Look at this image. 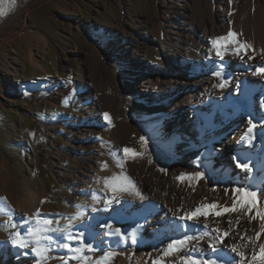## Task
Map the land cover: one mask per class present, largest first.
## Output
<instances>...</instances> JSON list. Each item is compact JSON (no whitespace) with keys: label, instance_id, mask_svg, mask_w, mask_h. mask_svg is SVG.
Wrapping results in <instances>:
<instances>
[{"label":"rangeland","instance_id":"374dc122","mask_svg":"<svg viewBox=\"0 0 264 264\" xmlns=\"http://www.w3.org/2000/svg\"><path fill=\"white\" fill-rule=\"evenodd\" d=\"M251 5L250 0H239L232 13ZM208 8V4L197 6L194 21L202 22ZM152 15L151 0H15L0 17V198L12 211L11 216L0 214V264H36L30 249L13 246L10 233L17 229L5 221L19 227L24 216L39 210L54 226L56 221L63 226L75 213V205L82 206L85 216L72 231H85L86 240L97 248L85 255L95 261L104 251H113L108 264H133V257L144 249L138 233L133 244L131 239L105 236L109 230L102 225L111 223L124 233L136 227L137 210L129 205L137 195L120 193L118 202L110 205L114 213L89 205L92 194L105 205L112 193L104 188V180L122 171L139 192V179L150 180L164 172L171 184L188 192L208 198L227 192L230 203L235 199L232 189L238 187V179L226 182L205 161L212 150L211 125L226 123L229 104L223 109V100L213 98L217 102L209 106L212 113L201 111L192 136L167 141L158 131L160 121H152L139 101L141 86L125 53V39L135 28L145 29L143 22ZM16 18L15 24L3 26ZM253 21L249 13L244 25L248 31ZM168 24L164 20L158 27H147L146 39L139 42L146 53L144 61L154 68L166 64L161 48ZM153 88L161 89V84ZM141 136L146 150L139 142ZM124 147L143 155L125 159ZM196 171L204 173L202 179H178L181 173ZM240 185L259 190L264 208V171ZM148 244L158 248L159 241ZM166 246L158 248L161 255ZM70 255L53 245L44 264H64L66 259L68 264H79L68 259Z\"/></svg>","mask_w":264,"mask_h":264},{"label":"bare ground","instance_id":"6f19581e","mask_svg":"<svg viewBox=\"0 0 264 264\" xmlns=\"http://www.w3.org/2000/svg\"><path fill=\"white\" fill-rule=\"evenodd\" d=\"M250 1V9L235 14L232 13V7L239 0H231V3L229 0H151L153 15L150 21L143 22L144 28L158 27L164 20L169 23L163 33L165 45L161 51L166 64L161 69L144 61L146 53L139 49L142 47L139 42L146 39L145 29L135 28L131 37L125 39V53L132 61L137 74L136 82L141 86L139 101L152 114V121H160L158 131L167 141L173 137L187 139L192 136L199 127L201 111L212 113L209 106L217 102L213 98L223 100V109L229 104L226 123L211 125L212 150L205 161L226 182L238 179V187H241V182L264 171V76L256 74L257 68L264 67V0ZM204 4H208V11L203 15V21L197 23L193 19V11ZM249 13L254 17V27L250 31L244 26ZM16 21L17 18L8 19L3 26L15 24ZM230 29L239 34V40L251 44L252 49L246 55L242 53L243 59L229 51L221 61L214 51H210L211 41L225 36ZM134 40L137 41L136 45ZM200 67L201 72L190 75ZM216 71H221L224 79L229 81L223 89L213 86L220 83V79L213 75ZM157 83L161 84V89L153 88ZM161 103L164 106L161 107ZM249 119L257 125L251 143L244 139ZM233 157L248 163L252 172L238 169ZM162 174L150 180L139 179L140 195L136 197L135 203L129 205L131 209L134 207L137 210L136 218L140 222L134 225H139L137 233L144 247L133 257V264H153L156 259H161L164 264H181L180 257L187 255L215 259L218 264H235L239 258L230 251L228 245L238 242L242 234L254 235L259 229V221L249 222L242 210L219 217L210 214L207 219L200 217L198 222L177 221L173 216L177 209L193 210L202 204L211 203L230 208L233 202H229L227 192L210 198L203 193L201 196L195 191L188 192L171 184L164 172ZM93 196H89L90 207L114 213L110 206L101 205L99 197L93 199ZM205 223L208 229L204 228ZM172 225L179 227L173 230ZM215 227L230 230L225 243L219 246V253H212L208 249L207 237L199 244L192 241L173 257H163L158 250L167 245L168 236L173 239L184 235L199 236ZM153 239L159 241L158 248L148 244ZM261 240L264 241V235ZM245 251L251 254L250 248ZM123 264L128 263L124 261Z\"/></svg>","mask_w":264,"mask_h":264},{"label":"snow or ice","instance_id":"6c2138e0","mask_svg":"<svg viewBox=\"0 0 264 264\" xmlns=\"http://www.w3.org/2000/svg\"><path fill=\"white\" fill-rule=\"evenodd\" d=\"M231 3V0H229ZM15 4V0H0V17H3L7 13L8 5ZM231 15V12L229 13ZM238 33L233 32L231 29L225 36L218 37L211 41L212 49L216 57L221 61L224 60L227 52L231 51L234 55L244 58L243 54H247L248 50L252 49V45L243 42L238 39ZM252 59L251 56L248 57ZM257 75L264 76V67H259L256 70ZM214 76L220 79V83L213 85L214 87L223 89L227 86L228 80L224 79L223 73L221 71H216L213 73ZM67 103V101H65ZM105 120L109 119L107 113L104 114ZM256 124L253 123L252 119L248 120V127L244 136L249 143L253 138L254 129ZM30 135H34L30 133ZM142 148L146 150L147 143L143 136L139 140ZM124 158H136L143 155V152H137L134 149L124 147L122 149ZM236 160V167L241 171L246 173L252 172V168L246 162L233 157ZM199 157H197V162ZM151 162V161H149ZM118 166L123 168V162L118 161ZM160 171H165L160 169ZM204 173L196 171L194 173H181L178 179L189 181H198L202 179ZM104 188L106 191L112 193V197L104 201L106 206H110L113 202H118L117 197L120 193H131L139 196L140 192L136 188L135 183L128 177L123 171L119 175H114L110 178H105ZM227 191V190H226ZM234 196L237 198L233 200L232 206L222 207L216 203L204 204L202 206L196 207L193 210H182L177 209L173 216L175 220L180 222H198L200 217H207L212 214L217 217L222 216L225 213L236 212L242 210L243 214L248 216L249 222L253 220L259 221V229L254 232V235L242 234L240 235V240L238 242H233L228 245L230 251L235 254L239 259L235 261V264H264V241L261 240L262 235H264V208L260 207V191L254 190L252 188L236 187L232 189ZM95 199V196H93ZM45 201H41L44 203ZM76 211L71 216L67 217V224L60 226L59 222H55L52 219L42 216L39 210H37L31 216H24L23 221L18 227L16 223L11 221H5V224L13 229H17L10 233V240L14 247L20 249H30V254L36 257V264H44L48 259V254L51 251L53 245L62 247L67 250L71 255L68 259L79 261V264H108V261L115 255L113 251H104L95 261L90 260V258L85 255V253H94L97 248L93 243L86 240L85 231H72L75 227L76 221H83L85 213L82 210L81 205H75ZM183 212V214H179ZM0 214L12 215V211L7 207V200L5 198H0ZM27 225V227H24ZM102 227L107 228L109 231L105 232V236H116L121 240L131 239L133 244L138 242L137 229L139 225L133 227L129 232L124 233L119 227H113L111 223L102 225ZM177 225H172V229L175 230ZM208 224H204V228L208 229ZM214 233V235H213ZM230 235V230H222L219 227L212 228L211 231H205L199 236H189L184 235L181 238L171 239L165 249L162 251L163 257H173L175 254L182 252L186 249L192 241H196L197 244L204 240L205 237L208 238V249L212 253H219L221 251L220 245L225 243V240ZM73 242L78 244L74 246ZM251 249V254L248 255L245 251L246 249ZM28 254V253H26ZM181 264H218L215 259H205L203 257H193L191 255L181 256ZM64 264H68V260H64ZM153 264H164L161 259L153 260Z\"/></svg>","mask_w":264,"mask_h":264}]
</instances>
